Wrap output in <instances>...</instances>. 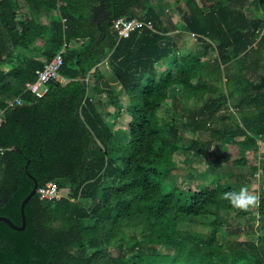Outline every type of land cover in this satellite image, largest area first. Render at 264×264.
<instances>
[{
    "label": "trees",
    "instance_id": "obj_1",
    "mask_svg": "<svg viewBox=\"0 0 264 264\" xmlns=\"http://www.w3.org/2000/svg\"><path fill=\"white\" fill-rule=\"evenodd\" d=\"M169 5L199 52L179 45L159 1L0 0V215L23 224L33 177L60 193L41 198L37 189L23 229L0 221V264H264V194L255 185L264 158L261 166L249 158L264 143V0ZM124 15L154 27L120 38L113 20ZM64 47L66 80L37 97L26 84ZM20 95L23 104L8 106ZM124 113L130 119L115 129ZM215 142L230 148V166L253 171L189 182L175 153L204 155L214 169ZM242 186L261 196L259 206L221 198ZM248 217L256 240L219 239Z\"/></svg>",
    "mask_w": 264,
    "mask_h": 264
},
{
    "label": "rangeland",
    "instance_id": "obj_2",
    "mask_svg": "<svg viewBox=\"0 0 264 264\" xmlns=\"http://www.w3.org/2000/svg\"><path fill=\"white\" fill-rule=\"evenodd\" d=\"M154 3L161 2V11L164 20L166 21L167 25L170 27L171 34L175 36L180 46L188 48L189 51L192 52H199L202 48V44L199 40H196L194 35L191 33H183L178 27H176L171 20H175L176 22L182 23L183 21V13L177 9L176 7H171L169 5L172 0H152ZM209 2V0H206ZM181 7H185L184 2H181ZM137 14L141 13L140 9L136 10ZM183 34V35H182ZM187 34V35H186ZM186 35V36H185ZM185 37V38H184ZM187 38V39H186ZM186 40V42H185ZM213 56V53H210L208 58H211ZM169 61V60H168ZM168 61L161 62L159 66H162L163 68H166V63L168 64ZM104 72H107V76H109L110 70L109 67L102 66L101 67ZM94 71V70H93ZM262 71L264 69L262 68ZM174 88H171L170 91H173ZM233 106L230 108V110H233ZM107 110V108L105 109ZM162 113H165V110H162ZM130 117L127 115V113L122 114L121 116H117L115 118V129H118L120 125L124 124L126 121H128ZM114 122V119L112 120ZM124 122V123H123ZM218 141V140H217ZM214 146L212 148L216 149L217 153H220L219 158V166L214 168L210 167L208 164L207 157H204V155H201L199 153H187L185 149H180L175 153V161L178 162V164H184L186 167V171L184 174L191 173V177H189L187 180L194 184H203L204 182H207L210 178H212L214 175L213 173H216L217 171H227V172H237V173H247L252 172V164H243L241 166H230L229 160L231 159L226 152L230 151V148L223 147L224 144H220L218 142H215L213 144ZM249 158L251 159V162L258 164L261 166L260 158H264V143L260 145V147L257 150H251V153L249 154ZM262 167V166H261ZM259 168L256 171L257 179H256V187L258 189L259 194H264V175L262 174L263 168ZM182 168V167H181ZM182 173V171H179ZM255 181V180H254ZM252 217H248L245 219L243 224L237 223V220L234 219V221L231 222V225L224 226L218 231L219 239L222 241L225 238H228L230 240H256L258 237V233L256 232L259 230L257 228V223L252 221ZM239 225V226H238ZM200 228L206 229V226L199 225ZM238 228H234L237 227ZM255 232V234H254ZM257 236V237H256Z\"/></svg>",
    "mask_w": 264,
    "mask_h": 264
},
{
    "label": "built area",
    "instance_id": "obj_3",
    "mask_svg": "<svg viewBox=\"0 0 264 264\" xmlns=\"http://www.w3.org/2000/svg\"><path fill=\"white\" fill-rule=\"evenodd\" d=\"M153 25L152 20L141 19L136 16L128 17L124 15L113 20V28L118 32L120 38L128 37L133 32L143 29L144 26L153 28ZM65 50V47L62 48L51 60L47 61L42 68L37 70V78L26 84L27 89L34 93L37 97H43L49 91L51 81L66 80L60 73L61 66L64 62ZM21 103L22 97L17 96L9 101V106L15 107ZM3 152L4 148L0 146V154ZM38 191L41 198L60 197L58 185L54 181H49L46 185L38 187Z\"/></svg>",
    "mask_w": 264,
    "mask_h": 264
},
{
    "label": "clouds",
    "instance_id": "obj_4",
    "mask_svg": "<svg viewBox=\"0 0 264 264\" xmlns=\"http://www.w3.org/2000/svg\"><path fill=\"white\" fill-rule=\"evenodd\" d=\"M221 198L229 201L233 207L240 210H248L251 207L259 206L261 203V196L250 191L247 186H242L239 191H226L222 193Z\"/></svg>",
    "mask_w": 264,
    "mask_h": 264
},
{
    "label": "water",
    "instance_id": "obj_5",
    "mask_svg": "<svg viewBox=\"0 0 264 264\" xmlns=\"http://www.w3.org/2000/svg\"><path fill=\"white\" fill-rule=\"evenodd\" d=\"M34 181H35V185L34 188L32 189V191L25 197V199L23 200L22 204H21V215H22V220H23V224L22 225H18L16 224L11 218L5 216V215H0V221L4 220L6 221L10 226H12L13 228H18V229H23L26 226V214H25V204L27 203V201L30 199V197L32 195H34L37 192V189L39 187L38 181L35 177Z\"/></svg>",
    "mask_w": 264,
    "mask_h": 264
},
{
    "label": "crops",
    "instance_id": "obj_6",
    "mask_svg": "<svg viewBox=\"0 0 264 264\" xmlns=\"http://www.w3.org/2000/svg\"><path fill=\"white\" fill-rule=\"evenodd\" d=\"M45 20V22L46 21H49V20H51L50 18H46V19H44ZM184 34L185 33H190V32H183ZM192 35H194L193 33H191ZM183 35V34H182ZM187 35V34H186ZM185 35V36H186ZM175 37V36H174ZM194 37H195V35H194ZM185 38V37H184ZM196 38V40H198V38L197 37H195ZM187 39V38H186ZM185 42H186V40H185ZM185 47H187L186 45H185ZM190 50V49H189ZM104 65H106V63H102V64H100V67H102V66H104ZM106 67V66H105ZM21 96V95H20ZM17 97V96H16ZM22 97V96H21ZM15 98V97H14ZM11 99H13V98H11ZM11 99H9V101L11 100ZM9 101H8V106H9ZM21 104H23V99H22V103ZM21 104H18V105H21ZM17 106V105H16ZM0 119H1V117H0Z\"/></svg>",
    "mask_w": 264,
    "mask_h": 264
},
{
    "label": "bare ground",
    "instance_id": "obj_7",
    "mask_svg": "<svg viewBox=\"0 0 264 264\" xmlns=\"http://www.w3.org/2000/svg\"><path fill=\"white\" fill-rule=\"evenodd\" d=\"M153 27H154V25H153Z\"/></svg>",
    "mask_w": 264,
    "mask_h": 264
}]
</instances>
